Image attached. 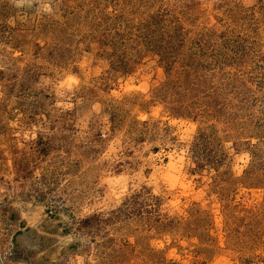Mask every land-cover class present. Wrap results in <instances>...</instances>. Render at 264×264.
<instances>
[{
  "label": "rangeland",
  "instance_id": "1",
  "mask_svg": "<svg viewBox=\"0 0 264 264\" xmlns=\"http://www.w3.org/2000/svg\"><path fill=\"white\" fill-rule=\"evenodd\" d=\"M0 264H264V0H0Z\"/></svg>",
  "mask_w": 264,
  "mask_h": 264
}]
</instances>
